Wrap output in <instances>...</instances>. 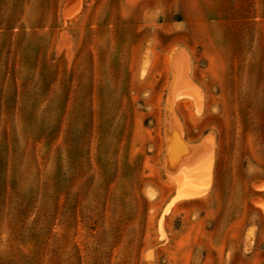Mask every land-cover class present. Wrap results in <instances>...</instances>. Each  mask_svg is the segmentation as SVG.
<instances>
[{
  "label": "rangeland",
  "instance_id": "obj_1",
  "mask_svg": "<svg viewBox=\"0 0 264 264\" xmlns=\"http://www.w3.org/2000/svg\"><path fill=\"white\" fill-rule=\"evenodd\" d=\"M0 264H264V0H0Z\"/></svg>",
  "mask_w": 264,
  "mask_h": 264
}]
</instances>
